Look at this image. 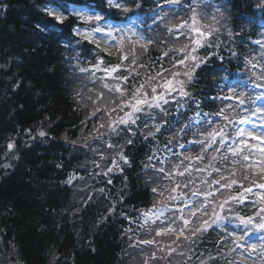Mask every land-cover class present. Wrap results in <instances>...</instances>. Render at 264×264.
I'll return each instance as SVG.
<instances>
[{
    "label": "clouds",
    "instance_id": "clouds-1",
    "mask_svg": "<svg viewBox=\"0 0 264 264\" xmlns=\"http://www.w3.org/2000/svg\"><path fill=\"white\" fill-rule=\"evenodd\" d=\"M120 5L115 19L104 11L113 9L110 0L99 4L68 0L64 26L58 30L63 33L58 41L63 46V87L78 124L72 125L74 136L69 129L59 136L46 132L48 138L40 137L39 143L45 147L50 140L63 143L72 171L60 184L71 187L74 213H81L90 202L106 210L93 223V235L99 225L109 226V216L112 222L129 219L123 211L117 212L118 205L135 213L134 227H125L120 234L117 264H215L214 252L220 264H264L259 252L251 260L229 251L234 247L228 236L230 226L240 224L236 215H250L238 200L226 206L221 220L211 216L221 200L237 191L233 180L247 186L259 179L243 159L250 149L240 151L236 137H244L238 135L241 131L245 136L264 135V131L238 127L264 109L257 106L264 94L247 90L264 87V70L251 67L264 65V31L256 32L259 49L246 43L254 31L251 21L264 16V0H252V10L245 12L234 9L230 0H120ZM77 9L93 14L90 22L85 18L80 25L81 32L89 30L91 46L84 44L83 34L76 38L71 33L82 18L74 14ZM194 21L195 27L210 34L200 46L193 42ZM220 50L228 55H218ZM210 56L224 63L216 64ZM112 67L117 70L110 76L101 70ZM229 76L237 83L226 86L223 82ZM168 80L170 88L164 87ZM229 96L243 104L226 102ZM52 123L46 126L51 128ZM213 132L219 133L215 139ZM11 158L20 159L15 151ZM211 192L218 194L205 200L203 194ZM132 199L150 202L152 215H145L149 212L145 207L124 204ZM195 209L201 211L193 219ZM181 216L192 221L186 228ZM205 219L210 220L207 230L199 231ZM169 226L174 231L155 235L158 228ZM213 226L218 231L212 239H223L227 252L209 248L206 255L202 252L193 259V249L208 238ZM182 228L186 238L177 239ZM76 235L81 238L79 231ZM58 259L53 254L51 264Z\"/></svg>",
    "mask_w": 264,
    "mask_h": 264
},
{
    "label": "trees",
    "instance_id": "trees-1",
    "mask_svg": "<svg viewBox=\"0 0 264 264\" xmlns=\"http://www.w3.org/2000/svg\"><path fill=\"white\" fill-rule=\"evenodd\" d=\"M69 2L99 4L101 0ZM230 3L240 12L253 8L252 0ZM46 6L55 4L53 0H0V264H51L53 254L59 257L57 264H117L123 217L112 222L109 216V226L99 225L93 235V223L106 210L90 202L81 213H74L71 187L60 184L72 171L63 143L50 140L47 147L39 143L38 130L59 136L69 129L74 136L72 125L78 124L63 87V46L58 43L63 33L58 31L60 26L53 27L55 21L43 10ZM104 11L118 17L116 9ZM9 141L20 159H12L13 152L6 154ZM58 163L63 166L57 167ZM124 204L150 207V202L136 199ZM124 210L132 214L127 207L117 206V212ZM203 246L197 249L203 252Z\"/></svg>",
    "mask_w": 264,
    "mask_h": 264
},
{
    "label": "snow or ice",
    "instance_id": "snow-or-ice-1",
    "mask_svg": "<svg viewBox=\"0 0 264 264\" xmlns=\"http://www.w3.org/2000/svg\"><path fill=\"white\" fill-rule=\"evenodd\" d=\"M55 6L54 7H45L43 10L46 12L47 16L52 17L53 20L55 21V24L53 26H60L63 27L64 26V16H65V11H66V4L68 3V0H53ZM112 8L113 9H120L121 5H120V0H110ZM126 10V9H125ZM261 11H264V9H261ZM74 14L77 16H81V20L80 25L83 24L85 22V18L88 22L91 21L93 14L92 13H87V14H82L80 12L79 9L74 11ZM98 21L101 19L100 16H96L95 17ZM181 27H183V25H181ZM191 32L193 33V35L196 37V39L193 41L194 44H196L197 46H200L203 43L204 39H207L208 36L210 35L209 33H205L204 31H202L200 28L195 27V21L193 23V26L191 28ZM71 33L74 37L79 38V36L81 34L84 35L85 37V41H87L88 43H90V35H89V30L88 29H83V32H81V27L80 26H73L71 28ZM110 34V33H109ZM254 43L256 44H260L261 42L259 41H255ZM105 53H101V56H105ZM122 59H126V56L122 57ZM195 59V58H193ZM97 63H102V61H97ZM180 63H183V61H181ZM93 67H95V65H93ZM252 69H256L259 68L260 70H264V65H258V64H252L251 65ZM102 71L108 73V75L110 76L112 72L116 71L117 68L116 67H112V68H105V69H101ZM172 85V81L168 80L165 82L164 87H168L170 88ZM120 89L118 88V91ZM225 99L227 100H232L235 99L237 103L243 104V101L240 100L237 97H226ZM142 101H137V104L141 103ZM261 113H264V109L260 110ZM37 135L39 137H46V131H44L43 129L38 130ZM210 135L213 137V139H215V137L217 135H219V133H210ZM239 136H245L244 132H240L238 133ZM248 137H250L252 140H258L261 142H264V135H256L253 134L251 132L247 133ZM7 150L8 152L6 154H11L15 148V144L11 141H9L7 143ZM248 144L247 142H241V145L239 146V150L242 151L244 148H248ZM258 151L261 154H264V149H258ZM233 155H235V152L232 153ZM244 162L246 164L247 169L251 170V173H255L256 176L259 177L260 181H264V159H260L258 161H256L254 164H248L247 161L249 160V156H245L244 158ZM257 164L259 165V167L257 168ZM4 167H8V165H4ZM235 173H233L234 175ZM69 183H71V180H69ZM251 183L253 185H255V187L264 190V182H257V179H254L251 181ZM239 184L238 181L233 180L232 181V185H237ZM232 185H228V187H231ZM242 189V191H241ZM252 193V187L250 186H245L244 184H239V188H237V191L235 192L234 195H231L223 200H221L216 207L213 209L211 216L214 220L219 221L223 218L222 214L224 213L226 206L232 201V200H238L240 204H243V202L245 201V199L247 198L248 194ZM218 193L216 192H211V193H205L203 194L205 200H208L210 196H215ZM257 196V199L255 201L252 202V207L254 209L253 214L251 215H241V214H237L235 219L238 220L240 222V224L245 225V228L243 230H241L240 234H236L233 231H229L228 232V236L231 238L232 244L234 245V247L232 249H230L229 251L232 252H237L238 249H240L241 247H243L244 251L248 253L247 257H243L245 259H248L249 257H252L253 255H255L257 252L260 253V257L264 258V242L259 243V244H247L244 243L242 244L241 242L244 241V237L247 236L248 234V226L250 225L252 231H256V232H261L264 231V192L262 193H256L255 194ZM207 204L204 205L205 208H207ZM218 209V210H217ZM200 209H195L191 212V217L194 219L198 213L200 212ZM229 211H231L229 209ZM146 216H151L152 213L150 212H146L145 213ZM255 217V219H254ZM181 223L184 225V228H186L192 221L188 218H185L184 216L180 217ZM210 223V220L205 219L201 221V226L198 229L199 231H205L207 230V227ZM184 228H182L180 230V232L177 234V239L180 238H186V232L184 230ZM167 231H174L173 228L166 227L164 229H157L155 235L157 237H160L162 235H165ZM220 240L223 239H216V243L219 246V242ZM261 240L264 241V237H261ZM225 242V241H224ZM142 243L145 244H153L155 243L154 240H144L142 241ZM172 253V249L171 247H169V254ZM153 258H155V255H153ZM256 258V256H255ZM213 261H215V257L211 258ZM230 264V262H229ZM237 264H239V261H237Z\"/></svg>",
    "mask_w": 264,
    "mask_h": 264
},
{
    "label": "bare ground",
    "instance_id": "bare-ground-1",
    "mask_svg": "<svg viewBox=\"0 0 264 264\" xmlns=\"http://www.w3.org/2000/svg\"><path fill=\"white\" fill-rule=\"evenodd\" d=\"M210 50H211V49H210ZM211 51H212V50H211ZM220 54H222L223 56L228 55L227 53L223 52V50H220V53H218V55H220ZM212 59H216V57L211 56V57H210V60H212ZM216 60H217V59H216ZM217 61H222V62H224L223 59H220V60H217ZM219 64H222V63H219ZM226 75H227V74H226ZM223 83L227 86L228 84L237 83V80L234 79L232 76H229L228 81H224ZM258 149H264V147H261V146L255 144V145H254V149H253L252 151H250V154H249V160H250V161H254L255 159L260 160V159L264 156V154H261V153L258 151ZM257 153H259V155H256ZM258 167H259V166H258ZM258 167H257V168H258ZM253 175H254V173L252 174V176H253ZM239 184H243V183L239 182ZM239 184L234 185L233 187H234V188H239ZM247 186L252 187V193H249V194H248L247 198L245 199V201H244L243 204H241V205L244 206V207H245V210L248 211V212L250 213V215H251V211H250V208H249V203H252L253 201H255V200L257 199V196H255L254 193H253V184H252L251 182H249V184H247ZM241 191H242V189H241ZM124 213H125V210H124ZM125 214H127V213H125ZM127 215H128V214H127ZM129 224H130V219H128V220H124V228H125V227H129ZM248 227H251V226L249 225ZM244 228H245V225L238 224V231L235 232V233H236V234H240L241 230H243ZM216 231H218V229H215V226H213L212 229H209V230H208V235H210L211 237H215V233H216ZM252 233H253V231H249V232H248V234H252ZM125 239H127V238H125ZM225 252H227V250H226ZM237 253H239L240 255H242V254L244 253V249H243V247H241L240 249H238V250H237Z\"/></svg>",
    "mask_w": 264,
    "mask_h": 264
},
{
    "label": "rangeland",
    "instance_id": "rangeland-1",
    "mask_svg": "<svg viewBox=\"0 0 264 264\" xmlns=\"http://www.w3.org/2000/svg\"><path fill=\"white\" fill-rule=\"evenodd\" d=\"M262 128H263V126H262ZM248 130L253 131V132L260 131L257 127H252V128L250 127ZM261 143L264 144V142H261Z\"/></svg>",
    "mask_w": 264,
    "mask_h": 264
}]
</instances>
